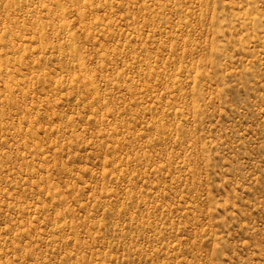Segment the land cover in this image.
Returning a JSON list of instances; mask_svg holds the SVG:
<instances>
[{
  "label": "rangeland",
  "instance_id": "374dc122",
  "mask_svg": "<svg viewBox=\"0 0 264 264\" xmlns=\"http://www.w3.org/2000/svg\"><path fill=\"white\" fill-rule=\"evenodd\" d=\"M0 264H264V0H0Z\"/></svg>",
  "mask_w": 264,
  "mask_h": 264
}]
</instances>
